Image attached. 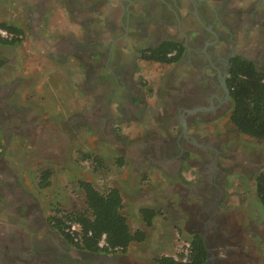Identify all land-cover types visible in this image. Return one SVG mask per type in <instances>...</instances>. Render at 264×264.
<instances>
[{
  "label": "flooded vegetation",
  "instance_id": "flooded-vegetation-1",
  "mask_svg": "<svg viewBox=\"0 0 264 264\" xmlns=\"http://www.w3.org/2000/svg\"><path fill=\"white\" fill-rule=\"evenodd\" d=\"M45 2L17 17L30 20L36 13L44 28ZM66 2L74 23L65 54L81 69V93L98 91L94 109L85 106L70 122L76 129L93 123L125 163L167 183L164 198L178 211L170 210L173 228L184 230V240L202 243L203 264H261L264 222L255 208V184L262 160L229 122L228 83L237 58L264 73V0ZM154 51L176 60L147 59ZM150 65L162 69L154 101L147 103L141 89L151 85L143 76ZM3 99L0 127L13 115L3 111ZM31 122L22 120L12 131L34 135ZM0 131V264H134L121 252L88 251L63 229L66 213L43 193L51 174L49 185L40 187L50 169L8 152L11 134Z\"/></svg>",
  "mask_w": 264,
  "mask_h": 264
},
{
  "label": "rangeland",
  "instance_id": "rangeland-1",
  "mask_svg": "<svg viewBox=\"0 0 264 264\" xmlns=\"http://www.w3.org/2000/svg\"><path fill=\"white\" fill-rule=\"evenodd\" d=\"M52 2H54L55 7H51ZM34 3H36L35 0H33L32 6H34ZM24 9L22 7L18 11L23 14ZM45 11L44 16L46 18L43 30L44 36L48 37V41H51L52 36L61 34L57 31L61 21H63V28H71V23H74H70L71 18L68 16L66 0H48ZM51 26L54 27L53 31L50 30ZM69 34L67 33V36ZM39 38L32 35L29 38V43L32 42L31 44L34 45V41H38ZM2 46L0 44V50H3ZM4 58L7 62L10 59L7 55H4ZM26 58L25 56L24 59ZM72 59L73 57H71ZM24 62L18 73L27 76L30 73L27 68L29 62L27 60ZM73 62L77 66L76 60H72V66H74ZM161 69L162 67L158 65H150L145 68L144 81H151L149 87L141 89L145 94L147 103L154 101V94L152 93L154 85H156L154 79ZM54 71L48 83L47 78L44 82L37 81L33 88L25 90L24 93L28 92V94H22L21 98L24 102H26L25 100H28L29 103H32L30 101L33 100L36 101L32 103V105H35V107H32L33 110L38 109V106L42 109L28 114V116L32 115L30 118H39L38 121H35L39 128L36 129V134L23 138L11 135L8 140L10 143L7 147L8 152L15 155L26 154L30 160H33L31 164H38L40 168L48 167L50 169L51 182L50 186L43 192L44 196L52 205L57 206L67 214L85 210L84 196L78 186L79 182H89L100 192H105L109 187H116L122 197L123 208L121 212L126 217L130 230H143L146 233L143 242L133 243L124 253L129 262L134 264H156V259L161 256L177 258L184 251V248H187L189 240H184L186 237L184 230L177 227L179 230L173 228L174 220L170 210L173 213L178 211L173 206L170 208L164 198V193L169 190V186H167V183L159 181L156 176L149 178V175H143L141 171L135 170L132 163H125L124 156L99 136L98 128L93 123L87 122L85 124L81 122L76 129L72 121L70 122L71 117H80L85 106L93 110L94 104L91 100L94 95L81 93L79 88L81 81L79 79L78 82L71 85L69 103V85L61 80L54 81L56 79ZM57 72L59 76L62 75V70H57ZM77 73L79 72L77 71ZM28 105L26 104V106ZM28 119L23 118V120ZM147 121L149 120L147 119ZM73 130H77V135L71 139L70 134L73 133ZM134 130L129 132L125 128L124 133H136L138 131L137 128ZM240 135L241 141L249 145L261 157L262 169L264 170V140L248 136L243 139L245 136ZM2 141L0 137V147L3 144ZM21 145H23V150H19ZM119 158L124 161L122 166H118L117 159ZM97 161L100 162V165ZM149 172H151V169ZM155 173H158V171ZM170 196H172L170 199H174L173 195ZM148 207L154 208L158 213L149 228L144 226L139 213L140 209ZM255 208L260 210L258 216L260 224V222H264V214L261 205H258L257 202ZM261 260V264H264V252L261 254Z\"/></svg>",
  "mask_w": 264,
  "mask_h": 264
},
{
  "label": "trees",
  "instance_id": "trees-1",
  "mask_svg": "<svg viewBox=\"0 0 264 264\" xmlns=\"http://www.w3.org/2000/svg\"><path fill=\"white\" fill-rule=\"evenodd\" d=\"M0 27L22 34L17 26L0 23ZM21 41L4 42L1 44L15 45ZM167 52L154 51L147 59L159 63H172L176 59L167 57ZM1 65V64H0ZM232 109L229 122L239 133L258 140H264V73L256 70L252 63L237 58L232 63L229 78ZM87 158V156H86ZM98 165L100 162L97 161ZM118 166H122V158L117 159ZM40 187L49 185V172L42 173ZM83 192L85 210L67 214L63 229L69 230L72 225L79 226L80 244L88 251L100 252L98 242L102 235L109 248L118 249L125 253L133 243H141L146 238L143 230L131 231L126 217L122 214V197L116 187H109L105 192L98 191L91 183H78ZM255 192L264 214V170L256 179ZM140 216L145 227H151L154 217L158 214L154 210L140 209ZM74 238V237H73ZM185 251V252H184ZM177 258L161 256L156 264H203L205 250L200 241L190 240Z\"/></svg>",
  "mask_w": 264,
  "mask_h": 264
},
{
  "label": "crops",
  "instance_id": "crops-1",
  "mask_svg": "<svg viewBox=\"0 0 264 264\" xmlns=\"http://www.w3.org/2000/svg\"><path fill=\"white\" fill-rule=\"evenodd\" d=\"M40 1L42 0H35L37 4ZM32 2L33 0H0V23L17 26L22 30L23 35L21 42L15 45L2 44L3 50H0V95L4 97L3 102L6 103L2 109L3 111L4 109H6L5 111L9 109V111L13 113L11 117L1 123L0 129H3L4 133L8 131L11 135H16V132L12 130L21 125V121L24 117L28 119L32 116H28L29 113L32 114L35 110H42L39 106H36L38 109H32V107H35V105H32L33 102H36L35 100L30 101L32 103H29L28 100H25L26 102L22 100V94H28V92L24 93L25 90L33 88L34 85L37 84V81L44 82L46 78L48 83L55 70L54 77L56 79L54 81L61 80L69 85L70 92L68 102L70 103L71 85L78 82L79 79L80 81L82 80L81 69H79L74 62V66H72L71 62L73 59L71 60V56L65 54V45L69 41L67 33L71 32L69 29L70 27L63 28V21H61L57 29L61 34L52 36L51 42L47 40L48 37L44 36L43 26L38 21L37 14L31 15L30 20L26 18L19 19L17 17L19 12L18 9L32 6ZM46 5H48V2H45V6ZM52 6L55 7L54 2H52L51 7ZM60 12L63 13L61 10ZM50 30L53 31L54 27L51 26ZM32 35L40 37L38 41H34V45L31 44L32 42L29 43V38ZM73 41L77 43L78 40L73 39ZM50 45L52 46L49 47ZM4 55L10 57L8 62L5 60ZM25 56L27 57L26 59H24ZM26 60L29 62L27 68L28 71L30 70V73L27 76L25 74L20 75L18 72ZM57 70H62V75L59 76ZM77 71L79 73H77ZM95 92L96 94L98 93L97 90ZM95 92L90 94L95 95ZM26 104L30 105L26 106ZM30 119H32L30 129H38L39 126L36 125L35 121H38L39 118L36 119V117H32ZM33 130H31V133H33Z\"/></svg>",
  "mask_w": 264,
  "mask_h": 264
},
{
  "label": "built area",
  "instance_id": "built-area-1",
  "mask_svg": "<svg viewBox=\"0 0 264 264\" xmlns=\"http://www.w3.org/2000/svg\"><path fill=\"white\" fill-rule=\"evenodd\" d=\"M23 39L22 34H17L14 31L4 29L0 27V41L4 42H12V41H21ZM72 233V236L76 240H81L80 235H75L74 233L77 232L79 233V226L78 225H72L70 229L68 230ZM98 248L102 250V252L105 253H113V252H120L118 249L112 250L111 248L108 247L106 240H105V235L101 236V239L98 242Z\"/></svg>",
  "mask_w": 264,
  "mask_h": 264
}]
</instances>
